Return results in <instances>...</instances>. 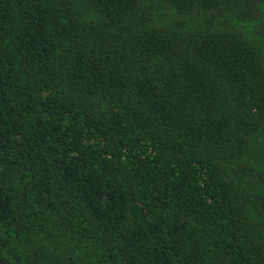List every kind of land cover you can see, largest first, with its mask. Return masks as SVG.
Segmentation results:
<instances>
[{
	"label": "trees",
	"instance_id": "1",
	"mask_svg": "<svg viewBox=\"0 0 264 264\" xmlns=\"http://www.w3.org/2000/svg\"><path fill=\"white\" fill-rule=\"evenodd\" d=\"M0 264H264V0H0Z\"/></svg>",
	"mask_w": 264,
	"mask_h": 264
}]
</instances>
